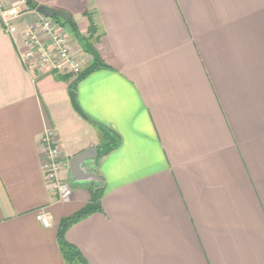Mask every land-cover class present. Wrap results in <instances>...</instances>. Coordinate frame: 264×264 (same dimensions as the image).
<instances>
[{
    "label": "crops",
    "instance_id": "obj_1",
    "mask_svg": "<svg viewBox=\"0 0 264 264\" xmlns=\"http://www.w3.org/2000/svg\"><path fill=\"white\" fill-rule=\"evenodd\" d=\"M31 2L18 30L42 5L68 15L84 69L90 12L104 65L76 80L24 64L0 22V264H264V0ZM47 128L68 201L45 184ZM96 189L97 210L63 234L69 263L59 224Z\"/></svg>",
    "mask_w": 264,
    "mask_h": 264
},
{
    "label": "built area",
    "instance_id": "obj_2",
    "mask_svg": "<svg viewBox=\"0 0 264 264\" xmlns=\"http://www.w3.org/2000/svg\"><path fill=\"white\" fill-rule=\"evenodd\" d=\"M29 10L26 0H17L16 4L9 6L0 0V22L3 30L10 35L19 33L21 36L19 54L22 62L48 68L53 72L80 74L84 70V61L76 56L73 48L66 42L64 29L57 20L41 15L35 22L18 30L15 20ZM58 140L54 129H45L38 151L47 188L56 194L59 201H68L71 197L70 186L59 177L65 161ZM36 218L44 227L51 224L50 215L43 210L37 213Z\"/></svg>",
    "mask_w": 264,
    "mask_h": 264
},
{
    "label": "trees",
    "instance_id": "obj_3",
    "mask_svg": "<svg viewBox=\"0 0 264 264\" xmlns=\"http://www.w3.org/2000/svg\"><path fill=\"white\" fill-rule=\"evenodd\" d=\"M27 5L30 8H33L35 5L31 2V0H26ZM85 15L87 16L88 22H89V26H88V37H86V39H81L82 41V46L84 48V50L86 52H88L91 57H92V62L91 64L84 69L80 74L77 75L76 80L84 77L85 75H87L88 73H90L91 71L103 66L104 64L101 62L97 51L95 50V48L92 46L91 43H89L87 40L88 38H92L94 36V34L98 31L97 25L95 24L92 15L90 12L85 11ZM58 18V19H56ZM55 20H57L59 23L63 24L65 21L59 17H54ZM66 78V77H63ZM73 91V90H72ZM74 92V91H73ZM112 145H114V142L109 141L106 143V145H104L103 149L99 151V156H101L102 154H104L105 152H107ZM101 193L99 189L94 190L91 193V199L89 201V203L83 207L82 209L78 210L77 212H75L74 214L64 218L61 220L60 224H59V228H58V239H59V245H60V249L61 252L63 254V257L67 260V262L69 263H73L76 262L78 263L79 261V253L77 250H75V248H73L71 245H69L63 238V234L65 232V230L67 229V227L69 225H71L72 223L78 221L79 219L85 217L86 215L94 212L95 210H97L98 208V204H99V199H100Z\"/></svg>",
    "mask_w": 264,
    "mask_h": 264
},
{
    "label": "water",
    "instance_id": "obj_4",
    "mask_svg": "<svg viewBox=\"0 0 264 264\" xmlns=\"http://www.w3.org/2000/svg\"><path fill=\"white\" fill-rule=\"evenodd\" d=\"M37 11L43 16H47V17H51V18L59 17V18L65 19L67 21H70V18L68 15L61 13L55 9H52L48 6H44V5L39 6ZM69 96H70V100H71V104H72L73 108L76 111H78L79 113H81V110L79 109V106L77 105V103L75 101V93L73 91H70ZM83 156H84V154L77 155L76 157H74L73 160L77 161V160L81 159Z\"/></svg>",
    "mask_w": 264,
    "mask_h": 264
},
{
    "label": "rangeland",
    "instance_id": "obj_5",
    "mask_svg": "<svg viewBox=\"0 0 264 264\" xmlns=\"http://www.w3.org/2000/svg\"><path fill=\"white\" fill-rule=\"evenodd\" d=\"M56 19H58V18H56ZM64 29V28H63ZM68 28L67 27H65V29H64V32H66L67 34H68V36L70 35V32L67 30Z\"/></svg>",
    "mask_w": 264,
    "mask_h": 264
}]
</instances>
